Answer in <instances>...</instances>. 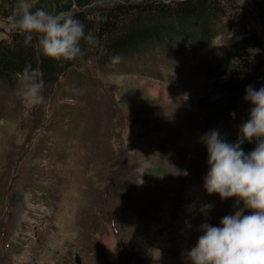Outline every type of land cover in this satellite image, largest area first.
Wrapping results in <instances>:
<instances>
[{
  "label": "rangeland",
  "instance_id": "rangeland-1",
  "mask_svg": "<svg viewBox=\"0 0 264 264\" xmlns=\"http://www.w3.org/2000/svg\"><path fill=\"white\" fill-rule=\"evenodd\" d=\"M13 18L0 19V39ZM239 38L223 30L195 53L157 49L103 69L86 53L38 105L18 95L21 79L0 85V264H185L200 203L213 205L211 223L243 207L203 189L199 140L218 128L234 141L247 119L245 100L212 123L200 105L218 97L209 65Z\"/></svg>",
  "mask_w": 264,
  "mask_h": 264
},
{
  "label": "trees",
  "instance_id": "trees-1",
  "mask_svg": "<svg viewBox=\"0 0 264 264\" xmlns=\"http://www.w3.org/2000/svg\"><path fill=\"white\" fill-rule=\"evenodd\" d=\"M256 12L262 32L249 19L239 0H36L35 8L53 14L71 13L97 39L95 45L82 41V55L72 61H55L43 54L34 35L30 43L17 28L0 39V85L14 87L25 67L40 70L43 91L54 88L60 78L86 53L98 68L157 49L197 52L220 31L235 30L239 39L227 56L209 65L208 78L218 96L204 101L201 111L208 123L222 121L243 102L245 87L264 84V0H248ZM20 0H0V19L14 17ZM14 23V19H13ZM119 54V61L111 57ZM242 147L250 151L253 143Z\"/></svg>",
  "mask_w": 264,
  "mask_h": 264
},
{
  "label": "clouds",
  "instance_id": "clouds-1",
  "mask_svg": "<svg viewBox=\"0 0 264 264\" xmlns=\"http://www.w3.org/2000/svg\"><path fill=\"white\" fill-rule=\"evenodd\" d=\"M13 19L24 42L30 43L35 35L43 54L55 61L81 56L82 41L93 45L98 42L73 14H53L42 7L32 10L27 0H20V15ZM111 59L119 61L120 55L114 54ZM16 75L21 79L18 95L24 101L32 105L44 102V82L38 68L25 67ZM243 99L250 109L247 119L238 125L234 141L226 139L218 128L199 137L207 154L203 189L218 194L221 200L235 197L234 204L242 202L243 207L211 223L208 217L213 205L200 203L197 214L205 219L195 226V242L182 250L185 264H264V84L258 88L246 85ZM229 116L234 118L235 111ZM245 142H254V147L246 152L242 147ZM193 207L189 204L186 209L191 212ZM245 209L251 211L246 213ZM185 227L193 229L190 220H185Z\"/></svg>",
  "mask_w": 264,
  "mask_h": 264
},
{
  "label": "water",
  "instance_id": "water-1",
  "mask_svg": "<svg viewBox=\"0 0 264 264\" xmlns=\"http://www.w3.org/2000/svg\"><path fill=\"white\" fill-rule=\"evenodd\" d=\"M75 258H76V262H77L78 264H80V259H79V257L76 256Z\"/></svg>",
  "mask_w": 264,
  "mask_h": 264
}]
</instances>
